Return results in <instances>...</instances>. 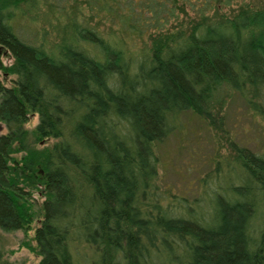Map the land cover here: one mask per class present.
Here are the masks:
<instances>
[{
	"label": "trees",
	"instance_id": "obj_1",
	"mask_svg": "<svg viewBox=\"0 0 264 264\" xmlns=\"http://www.w3.org/2000/svg\"><path fill=\"white\" fill-rule=\"evenodd\" d=\"M23 1L0 0V228H28L36 191L34 264H264V142L234 144L235 177L188 201L155 191L153 150L186 110L215 125L221 84L264 113V4L83 0L116 34L71 18L45 47L8 21Z\"/></svg>",
	"mask_w": 264,
	"mask_h": 264
},
{
	"label": "rangeland",
	"instance_id": "obj_2",
	"mask_svg": "<svg viewBox=\"0 0 264 264\" xmlns=\"http://www.w3.org/2000/svg\"><path fill=\"white\" fill-rule=\"evenodd\" d=\"M252 7L264 4V0H232L222 10L235 11L239 4ZM9 22L14 32L33 43L52 47L62 35H69L67 22L73 18L76 23L87 26L95 33L107 37L116 34L114 26L90 16L83 0H31L19 2L8 8ZM180 17V16H179ZM178 17V18H179ZM87 47L88 44L84 42ZM0 61L9 65L12 57L0 47ZM14 73L0 70V81L10 85ZM216 96L217 103L212 106L215 125H209L189 110L182 112L176 125L159 142L153 144L157 156L155 191L163 202L171 198L190 200L204 195L203 189H212L217 180L226 183L234 176L237 166L230 162L232 146H244L259 151L264 142V113H253L236 91L221 84ZM37 121V113L29 112L23 126L28 130L27 139L31 140L29 130ZM5 127L0 120V133ZM53 138L47 137L34 141L35 146L49 144ZM19 152L12 153L17 157ZM228 160V164H224ZM218 169L214 168L215 162ZM201 178L205 181L201 183ZM175 196V197H172ZM42 196L31 192L33 219L28 228L5 230L0 228V252L2 258L14 264H34L39 255L35 251L32 231L39 217V202ZM163 258L164 262L168 259Z\"/></svg>",
	"mask_w": 264,
	"mask_h": 264
}]
</instances>
